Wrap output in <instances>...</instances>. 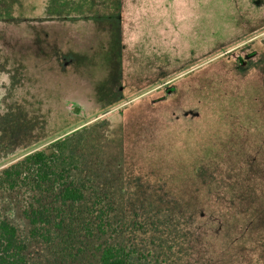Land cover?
<instances>
[{"label":"rangeland","instance_id":"1","mask_svg":"<svg viewBox=\"0 0 264 264\" xmlns=\"http://www.w3.org/2000/svg\"><path fill=\"white\" fill-rule=\"evenodd\" d=\"M67 135L107 232L0 184L29 262L264 264V0H0V171Z\"/></svg>","mask_w":264,"mask_h":264},{"label":"trees","instance_id":"2","mask_svg":"<svg viewBox=\"0 0 264 264\" xmlns=\"http://www.w3.org/2000/svg\"><path fill=\"white\" fill-rule=\"evenodd\" d=\"M86 128L85 126L81 130ZM70 139L71 136L67 135L55 140L44 149L28 154L0 171V184L6 189H24L36 194L54 195L52 203L44 204L42 200H38L37 206L30 205L24 212L33 226L32 233L35 237L48 240L51 229L70 230L76 223L89 235L93 234L94 228L102 233L107 232V226L100 217L111 206H104L99 199L86 207L84 213L77 209L87 203L86 194L91 188L82 176L84 170L81 167V156L77 149L72 148ZM75 212L79 216H73ZM92 216L94 221L89 219ZM26 251L27 245L20 239L16 227L7 220L0 219V264H41L29 262ZM100 264L137 263L132 250L108 245L102 249Z\"/></svg>","mask_w":264,"mask_h":264},{"label":"crops","instance_id":"3","mask_svg":"<svg viewBox=\"0 0 264 264\" xmlns=\"http://www.w3.org/2000/svg\"><path fill=\"white\" fill-rule=\"evenodd\" d=\"M123 35H124V31H123ZM122 39H123V37H122Z\"/></svg>","mask_w":264,"mask_h":264}]
</instances>
